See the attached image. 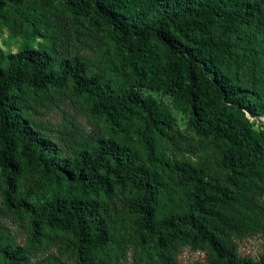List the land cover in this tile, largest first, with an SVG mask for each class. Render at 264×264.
I'll return each instance as SVG.
<instances>
[{
  "label": "trees",
  "instance_id": "1",
  "mask_svg": "<svg viewBox=\"0 0 264 264\" xmlns=\"http://www.w3.org/2000/svg\"><path fill=\"white\" fill-rule=\"evenodd\" d=\"M55 5L109 44L107 74L89 73L69 40L33 44ZM0 20L27 39L16 52L0 49L1 200L27 216L32 244L61 233L76 264H110L101 255L127 228L162 264H175L169 253L183 240L205 247L209 264H264V254L240 258L234 241L264 216L249 189L264 182V122L255 125L264 115V0H0ZM65 86L113 130L127 136L138 123L141 138L64 154L34 128L24 95ZM172 110L215 150L213 173L166 149L179 134ZM25 170L41 188L34 199L18 196ZM118 193L123 219L106 207ZM0 264L30 263L24 247L0 239Z\"/></svg>",
  "mask_w": 264,
  "mask_h": 264
},
{
  "label": "rangeland",
  "instance_id": "2",
  "mask_svg": "<svg viewBox=\"0 0 264 264\" xmlns=\"http://www.w3.org/2000/svg\"><path fill=\"white\" fill-rule=\"evenodd\" d=\"M39 33L33 37V44L45 48L61 49L59 42L69 40V50L76 53L87 65L89 73L107 74L110 66V46L104 38L81 19L64 14L56 5L50 8L47 17L42 18ZM27 39L15 34L8 23L0 20V49L4 53L19 50ZM264 62V60H263ZM26 114L36 130L55 141L64 154H71L83 147L90 146L97 139L115 138L127 141L130 137L141 138L142 130L133 122L127 136L113 130L101 115L90 112V102L84 96L74 95L70 86L50 89L37 94L24 95ZM171 107V104H167ZM173 109V108H171ZM176 117V130L179 134L166 143V149L180 158L187 159L213 173L216 169V152L213 147L192 136L182 121V115L172 110ZM264 115L256 120V126L262 125ZM137 130H139L137 132ZM249 189L254 199L264 206V182H255ZM41 195L34 174L25 170L19 180L18 196L34 199ZM125 198L120 193L106 201L108 213L113 218L123 219L122 208ZM122 237L110 242L102 259L110 264H162L160 253L152 244L140 245L127 228L122 229ZM30 229L27 216L6 209L1 200L0 182V239L2 243L20 245L30 264H76L75 255L66 247V236L50 232L40 242H30ZM237 255L258 261L264 254V216L260 224L252 231L243 232L235 237ZM175 264H209L207 250L188 240L175 243L169 253Z\"/></svg>",
  "mask_w": 264,
  "mask_h": 264
}]
</instances>
